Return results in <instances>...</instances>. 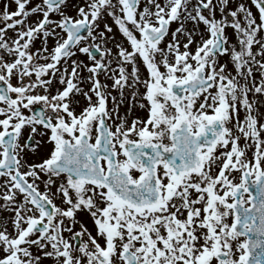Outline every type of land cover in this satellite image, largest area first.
Listing matches in <instances>:
<instances>
[{"label":"snow or ice","instance_id":"1","mask_svg":"<svg viewBox=\"0 0 264 264\" xmlns=\"http://www.w3.org/2000/svg\"><path fill=\"white\" fill-rule=\"evenodd\" d=\"M0 264H264V0H0Z\"/></svg>","mask_w":264,"mask_h":264},{"label":"rangeland","instance_id":"2","mask_svg":"<svg viewBox=\"0 0 264 264\" xmlns=\"http://www.w3.org/2000/svg\"><path fill=\"white\" fill-rule=\"evenodd\" d=\"M13 10H14V6H13Z\"/></svg>","mask_w":264,"mask_h":264}]
</instances>
